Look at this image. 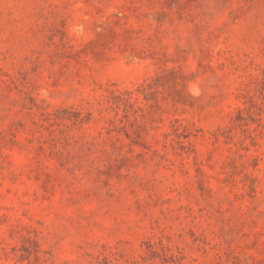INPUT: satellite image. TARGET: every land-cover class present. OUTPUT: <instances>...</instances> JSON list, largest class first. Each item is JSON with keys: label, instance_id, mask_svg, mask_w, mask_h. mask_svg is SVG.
Returning a JSON list of instances; mask_svg holds the SVG:
<instances>
[{"label": "rangeland", "instance_id": "374dc122", "mask_svg": "<svg viewBox=\"0 0 264 264\" xmlns=\"http://www.w3.org/2000/svg\"><path fill=\"white\" fill-rule=\"evenodd\" d=\"M0 264H264V0H0Z\"/></svg>", "mask_w": 264, "mask_h": 264}]
</instances>
